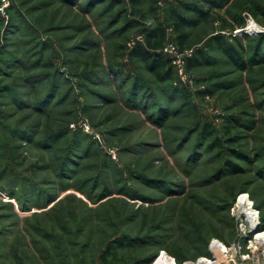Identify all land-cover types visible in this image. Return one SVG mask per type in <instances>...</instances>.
Wrapping results in <instances>:
<instances>
[{
  "label": "rangeland",
  "instance_id": "rangeland-1",
  "mask_svg": "<svg viewBox=\"0 0 264 264\" xmlns=\"http://www.w3.org/2000/svg\"><path fill=\"white\" fill-rule=\"evenodd\" d=\"M8 1L0 0V136L11 126L9 154L0 143V264H155L163 255L203 264L213 253L210 264H264V241L241 222L252 206L264 231V59L243 69L218 40L247 58L264 48V0L216 9L183 52L169 28L163 52L175 72L166 82L129 52L142 27L168 26L170 9L207 8L205 0ZM134 8L143 25L117 34L142 19ZM235 14L245 26L225 27ZM199 48L205 55L190 66ZM113 64L124 65L117 79L105 72ZM123 68L144 76L149 110L128 104ZM54 78L63 96L42 99ZM62 128L79 138L64 175L58 156L70 141L41 143ZM116 238L127 245L107 251Z\"/></svg>",
  "mask_w": 264,
  "mask_h": 264
},
{
  "label": "trees",
  "instance_id": "trees-1",
  "mask_svg": "<svg viewBox=\"0 0 264 264\" xmlns=\"http://www.w3.org/2000/svg\"><path fill=\"white\" fill-rule=\"evenodd\" d=\"M69 2L76 1V0H66ZM232 0H205V2L208 4L207 8H204L203 6H196V7H190L185 5H180L183 11L186 12H192L194 13L192 17L186 16L184 12H181L177 8H172L169 11V24L166 26L163 22H159L155 26L152 27H142L141 33L144 36L143 41H139L136 43V45L130 50L129 56L133 61L135 59L140 60L145 68L154 75V77L162 82L166 81H172V78L174 76L175 69L173 65L171 64L170 58L163 52V49L165 48L168 40V30L171 28V30L176 34V44L178 45L181 52L185 51L186 49H189L193 46L194 42L191 38V29L197 27L200 24L201 20H208L211 17L215 16L218 17V13L215 11L216 9L223 8L226 4L230 3ZM113 3V2H111ZM248 11H252L251 8H247ZM126 13V10L123 8H119L116 12V17H122ZM232 14V13H230ZM133 16L140 15L142 19L136 20L135 18L129 20L128 22H125L122 26H120L116 32L117 34L123 35L124 33H127L131 27H137L142 26L144 19H146V14L138 9L134 8L132 12ZM233 19H235L236 23L229 22V20L224 19L226 25L225 27H228L230 29H236L237 27L245 26L246 19L244 16H239L237 14L232 16ZM116 18L112 19V22L110 23L111 26L116 25ZM219 45L221 48L225 50L227 55L233 59L237 64H240V66L243 69H247L250 62L261 61V58L264 59V48H261V45L256 46L254 48L253 53H250L249 58L245 57L236 46H233L232 44H228L227 41L224 40L223 36L218 38ZM126 42V39H125ZM122 43L119 45L120 50L125 49L126 43ZM48 47H50L49 44H47ZM99 47V45H96ZM205 53L202 51V49H198L196 52V55L189 58V65L192 66L193 63H197L202 57H204ZM196 57V58H195ZM259 59V60H258ZM124 66V65H123ZM122 66V67H123ZM121 66H116L115 64L111 65L106 73L113 78L117 79L118 76H120L121 72L119 68H122ZM126 68V67H125ZM123 72V82L125 85L129 83L128 87V93H129V99L130 101L128 104L130 105H139L141 107H145V110L147 109L148 101L152 100L154 96L153 92L148 89V86H145V78L144 76H141L139 74H136L135 76H132L133 72L126 71L124 68L122 69ZM53 72H50L48 75ZM115 75L113 76V74ZM129 81V82H128ZM58 85V82L55 81V78L50 83L48 91L42 95V99L46 98L49 99L51 96L56 93L58 90L56 89ZM174 95H178L179 91L178 89H173ZM61 95L59 92L56 93V95ZM67 95V94H66ZM155 104V103H154ZM157 105L156 114L161 118H168V110L162 109L161 107H158ZM41 109V108H40ZM43 111V109H41ZM3 116V114L1 113ZM10 124H5L3 126V135L0 136V143H3L4 150L3 154H9V138L7 137V130L10 131ZM11 133V131H10ZM75 133V132H72ZM209 135L211 136V132H209ZM72 137V138H71ZM71 140H70V139ZM29 140L31 138H28ZM63 139H67L70 141V144L65 148V153L58 156V160L60 161L59 167H60V173L62 175L68 173V165L69 163H75L74 156L77 155V152L75 151L76 144L79 142V138L76 137V134H71L69 128H62L61 130H58L56 132L52 133H45V136H43V139L41 140V143L44 145L50 144L54 148L56 144H54L53 140L60 141ZM2 144H0L1 146ZM237 155L240 157H243L240 152H236ZM236 165H231L230 167H234ZM64 177V176H62ZM37 185V183H36ZM105 195V194H104ZM51 200V199H50ZM126 240L124 238H116L115 240H112V243L108 244L107 251H111L113 247L122 248L125 247ZM130 243V242H129ZM128 243V244H129ZM131 244V243H130ZM134 264H142L141 260H136Z\"/></svg>",
  "mask_w": 264,
  "mask_h": 264
},
{
  "label": "bare ground",
  "instance_id": "bare-ground-1",
  "mask_svg": "<svg viewBox=\"0 0 264 264\" xmlns=\"http://www.w3.org/2000/svg\"><path fill=\"white\" fill-rule=\"evenodd\" d=\"M246 201H247V196L245 194H242L240 199H239L240 205L244 206V204H246ZM247 207L248 206L242 207L243 211L245 212V214L248 217L249 221L251 222L252 226L256 227V225L258 224L257 211L252 206L248 207V208ZM257 239H258V241H261V240L264 241V231L257 232ZM212 247H213V249L214 248L215 249L218 248V249H220V250H222L224 252H226L229 249L228 246L224 242L219 241V240H214L212 242ZM164 254H166V253H164ZM200 262H204L206 264H210L212 262V260H210L208 258H202L200 260ZM155 264H178V263L173 257L167 256V255H163V256L159 257V259L155 262ZM186 264H189V263H186Z\"/></svg>",
  "mask_w": 264,
  "mask_h": 264
},
{
  "label": "built area",
  "instance_id": "built-area-1",
  "mask_svg": "<svg viewBox=\"0 0 264 264\" xmlns=\"http://www.w3.org/2000/svg\"><path fill=\"white\" fill-rule=\"evenodd\" d=\"M3 1V5L4 6H7L8 5V3H9V1L8 0H2ZM248 31V30H247ZM168 48L166 47V50H167ZM241 208V207H240ZM242 211V218H241V222L244 224L245 223V221H248V222H250L249 221V219H248V217L246 216V214H245V212L243 211V210H241ZM251 223V222H250ZM251 227H252V225H251ZM258 229H260V225H259V222H258V225H257V227H255V228H253L252 227V233L253 232H260V230H258ZM256 238V237H255ZM260 243V242H259ZM237 245H239L238 243H237ZM230 249V248H229ZM229 251V250H228ZM227 252V251H226ZM202 258H208V259H210V260H213V262L216 260V257H215V255H214V253L212 254V256H202L199 260H198V263H199V261L202 259ZM213 262H211V263H213ZM204 264V263H203Z\"/></svg>",
  "mask_w": 264,
  "mask_h": 264
}]
</instances>
